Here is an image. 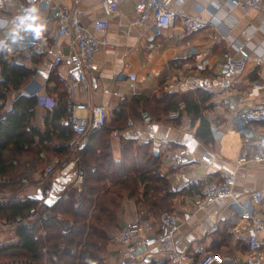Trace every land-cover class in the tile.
<instances>
[{
    "label": "crops",
    "instance_id": "0c3cea01",
    "mask_svg": "<svg viewBox=\"0 0 264 264\" xmlns=\"http://www.w3.org/2000/svg\"><path fill=\"white\" fill-rule=\"evenodd\" d=\"M138 1L113 0L121 13L109 17L106 29L96 31L92 27L93 20L104 16L101 0H56L58 6L69 11L77 7L83 9L81 23L96 36H106L113 44L110 47L102 46L96 52L92 68L88 71L90 89L77 91L74 96H71L64 85L65 64L53 65L50 56L35 54L30 49L23 48L19 51L18 46H24L15 42L8 45L12 41L5 32H0V52L5 49L19 61L25 57L24 61L33 67V74L27 85L40 96L41 105L34 118L37 125L44 127V95L52 98L56 96L53 92L52 95L48 93V88L53 90L55 85L54 81L49 80L51 75L63 80L67 101L72 98L79 102L105 105L110 112L109 118L124 98H130L134 94L151 96L165 90L176 94L192 93L196 98L204 92L209 98L205 101L207 107L203 113L209 120L210 127L214 126L220 134L214 136L210 130L213 139L208 143L196 137L199 119L194 121L184 111L178 121L165 118L132 126L126 124L121 133L118 130L119 134L124 138L151 141L154 154L161 158L160 172L168 175L170 185L175 190H181L190 184L203 186L208 181H221L223 174L235 176L233 192L236 196L250 194L255 189L264 190V161H250L240 166L236 164L238 155L248 151V147L242 144L247 134L241 132L235 122L240 110L264 106V0L258 9L231 7L228 0H221L222 5L215 17L206 9H199L198 4L206 3L205 0H163L175 14V25L165 30L155 27L153 17L142 25L132 24L134 6ZM54 10L44 6L36 8L43 20L38 39L44 46L51 44L50 35L57 26ZM15 13L16 8L11 7L6 16L11 18ZM198 15L205 24L200 31L190 36L192 47L197 50L196 53H191L176 34L181 31V17ZM12 35L15 40V34ZM69 42L68 36L60 37L54 46L55 53L66 54ZM235 42L249 53L245 69L239 75H222L219 64L224 60V53L230 51L233 55H238L233 46ZM33 54L41 57L40 63L32 64L30 55ZM132 82L134 86H131ZM254 82L261 87L251 93L249 89ZM228 96L235 100L234 108L227 102ZM259 126L264 131V122ZM111 137L114 158L119 159L120 136ZM181 146L190 151V162L179 166L171 164L165 158L167 153ZM205 154L215 157V160H208ZM74 159L75 157L65 164L66 174L58 171L50 179H42L43 169L34 172L24 188V194L42 200L45 205H52L59 199L62 190L76 179L74 164H71ZM191 196L181 194L174 200V206L180 212L187 208L192 212L189 220L180 221L174 240L177 249L186 253L192 262L212 247L224 255L244 256L246 247L239 243L231 230L229 218L232 210L228 207L227 200H217L207 209L196 210L191 206ZM133 209L129 200L123 202L120 227L135 217ZM255 209L264 216V204L255 206ZM158 227V219L153 222L141 221L140 236L155 233ZM261 236L264 234L261 233ZM138 248L135 247L130 252L111 239L103 252V258L106 264H118L122 258L129 261L127 264H141L140 255L136 253ZM153 250L154 254L145 264H173L167 259L165 252L157 247ZM250 264H264V260L252 261Z\"/></svg>",
    "mask_w": 264,
    "mask_h": 264
},
{
    "label": "trees",
    "instance_id": "16d2710c",
    "mask_svg": "<svg viewBox=\"0 0 264 264\" xmlns=\"http://www.w3.org/2000/svg\"><path fill=\"white\" fill-rule=\"evenodd\" d=\"M0 52V221L14 222L17 242L0 245V264H44L55 254V264H106L103 258L112 233L120 227V212L124 200L132 203L140 221L158 219L164 210L175 209L174 200L179 195H196L204 186L190 184L181 190L171 187L167 174L160 172L161 158L154 154L151 141L124 138L119 134V159L113 155L112 132L126 126L128 119L138 122L142 112L154 120L170 118L179 111L199 119L196 137L204 143L212 140L210 122L204 115L205 101L209 95L199 97L192 93L176 94L161 90L156 95L134 94L124 98L112 116L98 128H89L77 146L78 159L74 170L82 171V182L66 186L59 199L48 206L39 200L21 197L34 172L42 170L53 158L60 162L50 179L69 160L76 157L70 148L74 132L64 124L67 117V93L63 80L51 75L54 88H48L54 105L46 109L44 127L35 121L41 105L36 94L21 92L29 84L33 67ZM32 64L41 57L30 55ZM183 104V108H180ZM184 111V112H183ZM110 114V112H109ZM3 116V117H2ZM41 153L44 156H41ZM35 208L34 213L30 210ZM42 211L47 219L28 227L25 220L37 221ZM20 216L22 221H16ZM46 231L44 237L40 230ZM0 225V233L6 232ZM46 247L47 252L42 248ZM212 247L210 250H216ZM196 262V261H195ZM151 264H157L152 262Z\"/></svg>",
    "mask_w": 264,
    "mask_h": 264
},
{
    "label": "built area",
    "instance_id": "2783aa9c",
    "mask_svg": "<svg viewBox=\"0 0 264 264\" xmlns=\"http://www.w3.org/2000/svg\"><path fill=\"white\" fill-rule=\"evenodd\" d=\"M206 3H199L200 10L206 9L212 17H215L217 10L222 5L221 0H205ZM263 0H228L231 7L239 6L245 9L260 8ZM44 6L45 8H54V16L57 19V26L51 32V44L44 46L38 39L43 20L40 14L36 12V8ZM103 17L96 18L92 22V27L96 31L106 29L109 25V17L121 13L120 9L113 4V0H101ZM16 8V13L13 17L6 16L9 8ZM84 15V10L75 8L71 11L58 6L56 0H0V32H5L10 41L8 45L15 42L24 47H19L18 50L30 49L35 54L44 53L52 58L53 65L65 64L66 74L64 76V85L71 92V96L75 92L90 89L88 71L92 68V60L96 52L102 46H113L108 41L106 36H96L90 29L81 23V17ZM174 12L165 5L163 0H139L134 6V16L132 24L142 25L151 17L154 19V25L158 30H165L175 25ZM181 31L176 34L178 40L191 53H196V48L192 47L190 36L200 31L205 22L201 16H183L179 20ZM15 34L16 38L13 39ZM68 36L70 42L68 52L55 53L54 46L58 43L60 37ZM236 49V54L233 55L230 51L224 53V60L219 64L220 74H241L246 66V61L249 57L247 50L239 43L233 45ZM11 50V47H8ZM134 86V83H131ZM261 85L254 82L249 89V92L254 93L259 90ZM105 91H107L105 89ZM21 92L36 94L37 91L31 90L27 85L21 89ZM40 97V96H39ZM231 108L235 107L233 98H226ZM43 105L52 107L54 99L49 95H44ZM183 108V105L180 106ZM68 115L64 120L66 125H70L75 133L70 141V148L76 155L71 164L75 165L78 152V145L83 141V136L89 128L100 127L109 115V110L105 105L92 104L89 101L79 102L70 98L67 101ZM78 112H83L79 114ZM179 111L171 112L170 118H177ZM3 117V116H2ZM153 118L148 112L141 113V119L134 122L129 119L128 126L138 123H150ZM236 125L241 132H245L242 144L248 147V151L241 152L237 159V166L243 165L246 162H261L264 161V131L260 129L259 124L264 122V106L249 107L240 110L235 119ZM214 136L220 134L214 126L210 127ZM114 138L119 137V131L112 132ZM41 156H44L41 153ZM208 160L213 161L215 157L205 154ZM191 153L187 147L181 146L171 150L166 155V160L174 165H183L190 162ZM60 162L58 158H53L47 163L42 170V178L49 176L54 171L55 165ZM60 174L67 173V166H63L59 170ZM82 171H76L75 183L79 185L82 182ZM24 184H28L29 180L22 179ZM235 186V176L233 174H223L221 181H208L200 189L199 193L191 196V206L194 209H207L217 200H227L228 207L232 210L230 215L231 230L237 236L240 244L246 247V254L241 255H224L220 251L208 250L204 252L196 262H192L190 258L177 249L175 245V235L179 230L181 220H189L192 217V212L187 208L180 212L177 208L164 210L161 212L158 223L159 227L155 233L141 235V221L135 215V219L128 222L112 234V239L128 248L131 252L135 247L144 245L146 249L139 253L141 264L147 263L154 254L153 248H159L165 252L167 259L173 264H250L252 261L264 260V216L259 213L255 206L264 204V190L255 189L250 194L244 196H236L233 192ZM28 197L22 195L21 200L24 201ZM43 203L39 200V204ZM35 208L30 210L34 213ZM48 214L42 211L37 221L27 219L25 224L32 227L36 223L47 219ZM20 216L16 221H22ZM14 222H8L5 218L0 221V225L6 232L0 233V245L14 243L18 240V235L15 230ZM40 234L45 236L46 231L41 227ZM43 252H47L46 247L42 248ZM50 260H45L44 264H55V254H50ZM127 260L122 258L118 264H127ZM17 264V263H16ZM21 264V263H20Z\"/></svg>",
    "mask_w": 264,
    "mask_h": 264
},
{
    "label": "water",
    "instance_id": "95a60500",
    "mask_svg": "<svg viewBox=\"0 0 264 264\" xmlns=\"http://www.w3.org/2000/svg\"><path fill=\"white\" fill-rule=\"evenodd\" d=\"M146 249V247L144 245L139 246V248L137 249L136 253H140L143 252Z\"/></svg>",
    "mask_w": 264,
    "mask_h": 264
},
{
    "label": "rangeland",
    "instance_id": "374dc122",
    "mask_svg": "<svg viewBox=\"0 0 264 264\" xmlns=\"http://www.w3.org/2000/svg\"><path fill=\"white\" fill-rule=\"evenodd\" d=\"M24 188H25V187H24ZM23 194H24V192H23ZM124 201H125V200H124ZM38 205H40V204H38ZM133 212H134V210H133ZM134 213H135V212H134ZM136 216H137V215H136ZM133 219H135V217H133L132 220H133ZM132 220H131V221H132ZM153 221H154V219L152 220V222H153ZM149 222H150V221H149ZM113 233H114V232H113ZM113 233H112V234H113ZM112 234H111V235H112ZM214 249H215V248H214Z\"/></svg>",
    "mask_w": 264,
    "mask_h": 264
}]
</instances>
